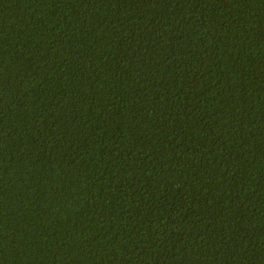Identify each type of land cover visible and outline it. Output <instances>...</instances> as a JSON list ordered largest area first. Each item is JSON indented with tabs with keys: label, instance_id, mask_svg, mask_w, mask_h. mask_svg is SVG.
<instances>
[{
	"label": "trees",
	"instance_id": "trees-1",
	"mask_svg": "<svg viewBox=\"0 0 264 264\" xmlns=\"http://www.w3.org/2000/svg\"><path fill=\"white\" fill-rule=\"evenodd\" d=\"M0 264H264V0H0Z\"/></svg>",
	"mask_w": 264,
	"mask_h": 264
}]
</instances>
